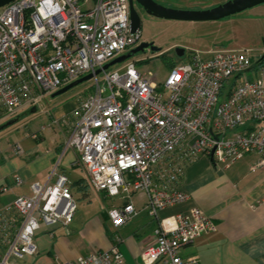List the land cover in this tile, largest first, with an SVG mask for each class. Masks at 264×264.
I'll return each mask as SVG.
<instances>
[{
    "label": "built area",
    "instance_id": "2783aa9c",
    "mask_svg": "<svg viewBox=\"0 0 264 264\" xmlns=\"http://www.w3.org/2000/svg\"><path fill=\"white\" fill-rule=\"evenodd\" d=\"M140 41V30H131L128 0L8 3L0 8V118L41 106L47 94ZM191 52L188 62L172 65L162 80L127 59L94 75V89L76 97L65 148L76 152L73 165L85 169L93 190L122 196L123 204L107 210L114 230L137 215L135 194L146 197L144 209L152 218L187 202L190 194L179 183L202 156L227 167L253 153V167L264 169V48L257 54L249 48ZM257 67L260 78L245 75ZM14 151L22 152L18 144ZM12 183L23 180L15 175ZM76 209L71 182L55 164L46 181L30 185L29 195L0 208V264H21L36 254L40 226L68 228ZM215 228L197 206L158 218L141 263L201 264L181 250ZM121 241L115 233L109 248L65 264H126Z\"/></svg>",
    "mask_w": 264,
    "mask_h": 264
},
{
    "label": "crops",
    "instance_id": "0c3cea01",
    "mask_svg": "<svg viewBox=\"0 0 264 264\" xmlns=\"http://www.w3.org/2000/svg\"><path fill=\"white\" fill-rule=\"evenodd\" d=\"M251 11L264 18V4ZM50 103L45 99L34 112L29 111L31 107H25L22 113L18 111L12 117L22 118L12 128H6L11 130L8 136L0 138V188L9 187L6 192L0 190V208L18 195H29L30 185L46 181L55 164L57 171L69 178L75 199L79 194L85 200L88 198L87 173L80 165L85 176L69 177L79 165H73L76 152L65 148L75 100ZM27 126L30 129L26 130ZM18 132L22 135L18 136ZM34 133L36 138L31 136ZM16 144L21 153L14 151ZM257 159L256 154L248 153L224 167L202 156L186 167L179 188L189 193L190 199L160 211L158 218L197 206L216 228L184 246L183 257L197 258L201 264H264V169L253 167ZM15 175L23 180L19 186L12 183ZM123 203L122 199L120 205ZM145 203L143 194H135L133 206L138 213L117 230L111 225L108 208L93 211L85 203L82 208L77 207L68 228L42 224L34 236L36 254L26 255L20 262L65 264L91 251L109 248L117 233L122 240L118 248L126 264H142L141 252L154 242L158 224V218L147 214Z\"/></svg>",
    "mask_w": 264,
    "mask_h": 264
},
{
    "label": "rangeland",
    "instance_id": "374dc122",
    "mask_svg": "<svg viewBox=\"0 0 264 264\" xmlns=\"http://www.w3.org/2000/svg\"><path fill=\"white\" fill-rule=\"evenodd\" d=\"M164 1L172 3L173 5H178V8L204 9L219 5L228 0ZM81 3V1L78 2V4ZM255 7L213 21L186 22L162 18H148L143 22L140 28L141 40L153 42L156 47L160 48V51L152 52L150 49H146L142 52H137L129 59L135 61V66L140 72L145 73L152 71L162 80L167 76V72L172 65L177 62H188L192 53L191 51L197 50L201 52L219 48H249L257 54L264 45V18L258 17L255 13H252L254 11L251 10H254ZM253 14L256 16H251ZM177 47L184 48V54L182 56H177L175 52V48ZM119 66L120 63H116L110 66L108 70L116 69ZM245 75L251 78H260L261 74L257 67L255 70L253 69ZM261 77L264 79V74L263 76L261 75ZM93 89V80H87L56 97L52 98V93H49L46 96V100L49 103L52 100L60 102H72L75 100V104H77L76 97L87 94ZM45 104L47 103L45 102ZM25 110L26 109L23 107L18 111L22 113ZM10 118H12V116L1 117L0 124ZM12 126L13 125L9 127L12 128ZM27 129H30V126H27L26 130ZM4 130L0 132V138L8 136L11 131L10 129ZM21 135L22 133L18 132V136ZM73 175L85 176L80 165L69 177L71 178ZM87 193L88 198L86 200L81 194L78 195V199L76 200L77 207L82 208L85 206V203H87L91 210L98 211L100 207L110 208L118 206L122 201V196L106 197L102 193L93 190L91 186L88 187Z\"/></svg>",
    "mask_w": 264,
    "mask_h": 264
},
{
    "label": "water",
    "instance_id": "95a60500",
    "mask_svg": "<svg viewBox=\"0 0 264 264\" xmlns=\"http://www.w3.org/2000/svg\"><path fill=\"white\" fill-rule=\"evenodd\" d=\"M14 0H0V8L7 5ZM147 11L148 14L156 18L176 20V21H186V22H202V21H213L225 18L227 16L239 13L246 9H250L257 5L263 4L264 0H228L219 5L204 8V9H185L176 7H167L162 4L157 3L154 0H137ZM130 26L132 32L139 30L140 22L138 16L135 14L133 9H130ZM146 49H150L152 52H159L160 48L156 47L152 42H140L136 47L132 48L125 54H122L108 63L104 64L101 68L95 70L94 73H89L82 76L73 82L61 87L51 94V97H56L62 93L67 92L74 86L82 83L84 81L90 80L94 75L99 74L102 70L108 69L110 66L116 63H122L134 56L137 52H142ZM177 56H182L184 54V48H175ZM37 110L36 106H31L29 111L34 112ZM22 118V115L15 116L9 120L0 124V132L14 123L18 122Z\"/></svg>",
    "mask_w": 264,
    "mask_h": 264
},
{
    "label": "flooded vegetation",
    "instance_id": "af4514ba",
    "mask_svg": "<svg viewBox=\"0 0 264 264\" xmlns=\"http://www.w3.org/2000/svg\"><path fill=\"white\" fill-rule=\"evenodd\" d=\"M154 1H156L157 3L162 4L164 6H167V7H176V8H178V5H173L172 3H167L164 0H154ZM128 5H129V12H130V9L132 8L133 11L135 12V14L138 16V19H139V22H140V28L142 27L143 22L145 20H147L148 18H156V17H153L152 15L148 14L146 9L139 2H137V0H128ZM140 28H139V30H140ZM142 41L151 42V41H146V40H141L140 42H142ZM152 44H154V43L152 42ZM136 46H134V47H136Z\"/></svg>",
    "mask_w": 264,
    "mask_h": 264
},
{
    "label": "bare ground",
    "instance_id": "6f19581e",
    "mask_svg": "<svg viewBox=\"0 0 264 264\" xmlns=\"http://www.w3.org/2000/svg\"><path fill=\"white\" fill-rule=\"evenodd\" d=\"M115 58H116V57H115ZM113 59H114V58H113ZM113 59H112V60H113ZM110 61H111V60H110ZM108 62H109V61H108ZM108 62H107V63H108ZM105 64H106V63H105ZM211 159H212V158H211Z\"/></svg>",
    "mask_w": 264,
    "mask_h": 264
}]
</instances>
